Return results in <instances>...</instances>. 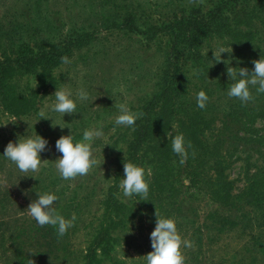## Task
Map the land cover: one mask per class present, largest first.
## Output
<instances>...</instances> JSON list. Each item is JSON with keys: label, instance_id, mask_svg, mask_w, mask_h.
Returning <instances> with one entry per match:
<instances>
[{"label": "rangeland", "instance_id": "rangeland-1", "mask_svg": "<svg viewBox=\"0 0 264 264\" xmlns=\"http://www.w3.org/2000/svg\"><path fill=\"white\" fill-rule=\"evenodd\" d=\"M217 3L222 4V15L227 17V27L206 35L200 41L207 62L206 71L201 77L207 83L205 88H196L200 85L198 72L191 61H186L188 66L185 67V77L189 86L193 85L192 96L193 92L195 95L198 93L196 90H203L215 107H222L225 101L240 103V107L256 104L259 94L254 88L251 89L254 100L247 105L227 96L232 81L228 79L226 67H246L251 71L254 67L252 61L264 57V0H203V3L200 0L193 3L189 0H0V60L5 57L14 58L16 52L30 47L32 50L49 51L56 56H67L70 61L62 63L61 60H55L53 64L38 66L32 73H16L10 77L9 81L13 83L16 94L26 95L30 100V109L23 111V114L9 113L0 102V178L7 181L6 184L0 183V218L7 222L2 227L9 231L5 235V246L11 249L10 242L15 231L21 228L17 218L31 219L27 207L36 199V193H54L58 199L53 207L63 206L75 188L76 195L73 197L80 199V195L85 194L83 189L86 185L92 190L89 205L95 207L103 186L111 182L117 172L120 182L124 172L122 161L117 160V156L126 151L133 128L115 126L114 120L119 114L115 105L127 103L132 111L140 112V107L151 100L160 88L165 52L171 39L170 30L165 29L167 25L181 17L201 18ZM221 46L232 48L231 55L221 53L223 59L229 60V64L225 65L222 59L210 66L213 62L212 50ZM65 48L67 50L60 52ZM192 64L194 67H191ZM219 78L222 82H219ZM216 81L222 89L211 84ZM81 87L88 91L90 97L96 98L92 102L76 99V93ZM60 88L71 90L77 104L75 114L61 117L60 113L46 108L55 102L54 92ZM42 108H45L51 119H39L38 113ZM237 108L230 110L231 117L217 111L215 129L222 120L233 118L232 134L241 135L240 130H237L240 123L236 121L246 117L241 115L242 108ZM14 119H17L15 123L10 121ZM52 123L66 126L53 127ZM101 123L104 125V135L94 140L92 145L97 166L87 176L78 177L74 181L63 180L54 167L55 160L61 156L55 148V141L61 135L68 134L73 136L74 141L81 140L85 129ZM253 126L259 129L260 134H264V118H255ZM113 127H116L115 132L112 131ZM36 133L47 139L48 149L40 153L44 161L39 173L27 174L34 175L35 179L23 177L25 174L8 161L3 152L9 141L15 143L18 138L23 139ZM233 144L236 148L232 151L231 163L225 172L233 180L234 188H238L246 181L245 174L264 162V156L251 148L254 146L252 140L247 144L244 140ZM147 146L142 147L145 156L150 155ZM222 147L225 148V145ZM144 168L146 172L150 169L148 164ZM183 178L185 176L182 174ZM182 183L187 184L185 179ZM117 196L126 203L139 199L137 196L124 197L120 188ZM205 199L198 205L194 199L187 201V218L201 223L203 213L216 207V204H209ZM244 208L246 210L249 207ZM220 210L225 211L224 208ZM232 215L238 214L234 212ZM128 241L124 240V244L121 242L116 246L115 256L122 264H135L133 261L136 254L126 246L132 240ZM71 244L75 250H83L85 235L81 224H77L76 231L71 235ZM23 246L26 249V244ZM201 249L206 256L217 252V248L212 250V247L208 251L206 242ZM220 255L225 256L223 253ZM253 257L256 259L251 254L250 258ZM13 259L11 252H6L0 258V264H18ZM47 264L53 263L48 261ZM200 264L209 263L206 261ZM253 264L264 263L253 261Z\"/></svg>", "mask_w": 264, "mask_h": 264}, {"label": "trees", "instance_id": "trees-1", "mask_svg": "<svg viewBox=\"0 0 264 264\" xmlns=\"http://www.w3.org/2000/svg\"><path fill=\"white\" fill-rule=\"evenodd\" d=\"M226 27L227 17L222 15V4L217 3L201 18L181 17L172 20L165 28L170 30L171 39L165 52V68L159 91L140 107L139 111L144 115L136 120L126 151L117 156V160L122 161V169L126 162L142 167L149 165L151 176L146 174L149 201H120L117 196L118 172L111 182L103 186L95 207L89 205L92 198L89 186L85 185V194L80 195L78 200L73 197L76 195L75 188L66 204L54 207L66 219H70L72 213L77 217L74 226L62 237L51 225L41 227L33 218H17L21 228L15 231L9 249L5 246V235L9 231L2 227L7 222L0 218V258L10 251L18 264H28L29 258L35 264H47L48 261L56 264V260L57 264H122L115 256V248L121 242L124 244V240H132L131 244L125 245L136 254L133 262L145 264L144 255L152 250L150 233L155 227L157 211L165 218H173L182 238L192 241V248H182L185 264L206 261L209 264L264 263V162L249 174L246 173V181L238 188H234L233 180L225 172L231 163L232 151L236 148L234 142L244 140L247 144L252 140L254 146L251 148L264 156V134L253 126L255 118H264V93H259L256 104L240 107V103L225 101L222 107H215L208 101L206 107L200 109L194 92L192 96L193 85L189 86L185 77L186 61H191L195 65L191 67L198 72L197 80L200 79V85L196 88L206 87L207 83L201 77L206 71L207 62L200 41L206 35ZM65 50L67 48L60 52ZM16 53L14 58L0 60V102L9 113L21 115L30 109V100L26 95L16 94L10 77L16 73H32L38 66L53 64L62 56L30 47ZM216 82L211 84L222 89L219 83L222 79ZM236 108H242L241 115L246 117L236 121L240 123L237 130L241 135L232 134L233 118L222 120L215 129L217 111L229 116L230 110ZM177 133H182L186 144L190 142L192 145L184 165L179 164V157L171 148V138ZM144 145H148L146 148L150 155L143 154ZM182 174L186 185L182 183ZM203 198L208 203L216 204V207L203 213L201 223L187 218V201L194 199L198 205ZM244 205L249 208L244 210ZM234 212L238 215H232ZM77 224H81L85 235V246L81 251L75 250L71 244V235L76 231ZM205 242L208 251L212 247V250L217 248V252L206 256L201 249ZM24 244L26 249L23 248ZM251 254L256 259L250 258Z\"/></svg>", "mask_w": 264, "mask_h": 264}, {"label": "clouds", "instance_id": "clouds-1", "mask_svg": "<svg viewBox=\"0 0 264 264\" xmlns=\"http://www.w3.org/2000/svg\"><path fill=\"white\" fill-rule=\"evenodd\" d=\"M190 3L195 0H189ZM203 3V0H200ZM208 51V50H207ZM232 48L218 47L212 50L213 62H221V53H228L231 55ZM207 55V52L205 53ZM62 63H69L67 56L61 57ZM225 65L229 64V60L223 59ZM254 67L249 71L246 67H232L227 66L226 72L228 79L232 81L227 90L229 98L238 99L241 104L247 105L254 100L251 89H255L256 93H264V57L252 61ZM36 80V79H35ZM37 85L34 84L33 88ZM55 102L47 105L46 108L52 112L60 113L61 117L65 114L73 115L77 112L76 101L72 97V92L69 88L56 89ZM96 97H90L87 90L81 87L76 93V99L80 101H93ZM209 101V97L205 91L200 90L196 93L197 107L204 109ZM116 108L119 114L115 117L114 124L117 127L134 128L136 120L141 118L144 114L142 112L132 111L127 103H117ZM39 119H51L47 114L45 108L40 109L38 113ZM37 119L35 122H37ZM17 119L10 120L15 123ZM7 123V122H6ZM5 123V124H6ZM59 125L61 128L66 125ZM104 125L101 123L83 131L81 140L74 141L72 135H61L55 141L56 150L61 153V156L55 160L54 167L59 176L63 180L74 181L78 177L87 176L98 162L93 155V142L104 135ZM116 127L112 131L115 132ZM70 133V132H69ZM107 144V143H106ZM191 143L185 142V137L182 133H177L171 138V148L173 153L179 157V164L184 165L188 159V149L191 148ZM48 149V141L37 133L33 136H28L23 139H17L14 143L9 141L5 148L4 157L13 163L17 169L24 173L25 176L32 178L34 175H27L28 173H39L42 160L40 153ZM119 149V148H118ZM120 150V149H119ZM102 153V149H101ZM193 155H195L193 153ZM103 163V161H102ZM100 163V164H102ZM99 164V165H100ZM123 178L119 182V188L122 190L123 196L132 198L139 197L138 200L149 201V182L146 180L147 176H151V170H146L142 166H138L133 162L123 163ZM0 183L6 184L5 178H0ZM58 197L51 192L36 193V199L28 205V215L33 218L36 223L43 227L51 225L56 228L59 237L64 236L67 231L74 226L77 217L75 213L71 214L70 219H66L54 207V202ZM137 201V200H136ZM155 227L150 233L151 248L145 256L146 264H185V255L182 248H192L193 243L189 239L182 238L179 234L176 222L173 218H165L159 212L155 211ZM30 254H35L30 252ZM30 257V256H29ZM28 264H35L31 258Z\"/></svg>", "mask_w": 264, "mask_h": 264}]
</instances>
